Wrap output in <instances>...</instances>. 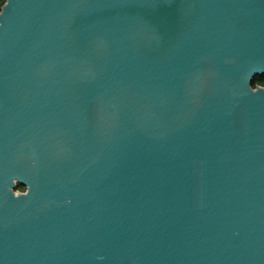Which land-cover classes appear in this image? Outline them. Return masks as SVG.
Wrapping results in <instances>:
<instances>
[{"label":"water","instance_id":"water-1","mask_svg":"<svg viewBox=\"0 0 264 264\" xmlns=\"http://www.w3.org/2000/svg\"><path fill=\"white\" fill-rule=\"evenodd\" d=\"M0 13V264H264V0Z\"/></svg>","mask_w":264,"mask_h":264},{"label":"trees","instance_id":"trees-1","mask_svg":"<svg viewBox=\"0 0 264 264\" xmlns=\"http://www.w3.org/2000/svg\"><path fill=\"white\" fill-rule=\"evenodd\" d=\"M5 1L6 0H2V3H0V10H1L3 4L5 3ZM256 85L264 86V76L258 75V76L255 77L253 86H256ZM19 187H22V185L18 184L17 188H19Z\"/></svg>","mask_w":264,"mask_h":264},{"label":"rangeland","instance_id":"rangeland-1","mask_svg":"<svg viewBox=\"0 0 264 264\" xmlns=\"http://www.w3.org/2000/svg\"><path fill=\"white\" fill-rule=\"evenodd\" d=\"M25 191H26V188L23 186L16 189V192H25Z\"/></svg>","mask_w":264,"mask_h":264},{"label":"clouds","instance_id":"clouds-1","mask_svg":"<svg viewBox=\"0 0 264 264\" xmlns=\"http://www.w3.org/2000/svg\"><path fill=\"white\" fill-rule=\"evenodd\" d=\"M0 3H2V0H0ZM0 14H2V13H0ZM229 62H231V61H229ZM254 83V81L250 84V89H251V91L253 92V93H256L257 91H253L252 90V84ZM260 91H264V90H260ZM27 196V195H26Z\"/></svg>","mask_w":264,"mask_h":264}]
</instances>
